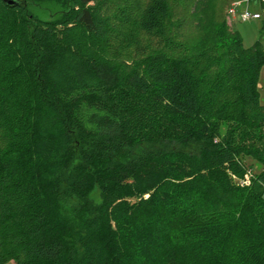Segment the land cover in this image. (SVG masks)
Returning <instances> with one entry per match:
<instances>
[{"label":"trees","instance_id":"trees-1","mask_svg":"<svg viewBox=\"0 0 264 264\" xmlns=\"http://www.w3.org/2000/svg\"><path fill=\"white\" fill-rule=\"evenodd\" d=\"M60 1L0 0V264H264V49L235 0Z\"/></svg>","mask_w":264,"mask_h":264},{"label":"rangeland","instance_id":"rangeland-1","mask_svg":"<svg viewBox=\"0 0 264 264\" xmlns=\"http://www.w3.org/2000/svg\"><path fill=\"white\" fill-rule=\"evenodd\" d=\"M28 14L35 19L44 20H58L61 18L66 10V6L63 1L60 0H28L27 2ZM227 6L222 9L221 13L224 14L229 25L233 26L237 30L244 41L246 47H254L257 43H260L264 49V29L262 27V19L258 20H242L239 18V14L235 17L228 15ZM223 10V11H222ZM263 13V12H262ZM263 17V16H262ZM258 90L260 93L261 101L264 103V67L260 72ZM81 146V145H80ZM150 145H141L135 147H128L119 156V158L126 160L133 156H137L147 150ZM81 159L76 158L68 167L66 171V177L68 181L81 167ZM255 168L258 166L254 165ZM67 181V182H68ZM102 192L100 185H98L89 195L86 200H82L81 203L89 210L93 212L102 202ZM5 264H17L15 261L10 260Z\"/></svg>","mask_w":264,"mask_h":264},{"label":"built area","instance_id":"built-area-1","mask_svg":"<svg viewBox=\"0 0 264 264\" xmlns=\"http://www.w3.org/2000/svg\"><path fill=\"white\" fill-rule=\"evenodd\" d=\"M263 3L264 0H235L228 8V15L235 17L239 14V18L242 20L261 19L263 16L262 12H264ZM250 176V173L246 174L241 184H249Z\"/></svg>","mask_w":264,"mask_h":264},{"label":"water","instance_id":"water-1","mask_svg":"<svg viewBox=\"0 0 264 264\" xmlns=\"http://www.w3.org/2000/svg\"><path fill=\"white\" fill-rule=\"evenodd\" d=\"M4 1H6L9 4H18L19 3L18 0H4Z\"/></svg>","mask_w":264,"mask_h":264}]
</instances>
